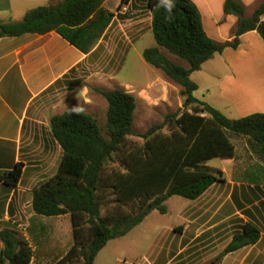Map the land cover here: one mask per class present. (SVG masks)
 <instances>
[{"label": "trees", "instance_id": "1", "mask_svg": "<svg viewBox=\"0 0 264 264\" xmlns=\"http://www.w3.org/2000/svg\"><path fill=\"white\" fill-rule=\"evenodd\" d=\"M106 1L54 0L28 10L19 21H0V39L57 32L87 54L113 20L114 14L104 7ZM149 4L158 47L145 49L143 58L181 87L183 106L139 135L142 144L128 139L134 135L137 99L120 88L95 89L108 103L106 134L88 112L67 110L53 116L50 130L62 148V158L57 173L32 191L34 216L28 233L37 238L38 249L18 231L5 227L0 230V264H35L37 260L42 264L45 258H52L51 264H94L110 241L128 235L153 211L167 214L166 202L171 197L195 201L224 181L222 171L208 162L235 160L233 138H243L249 152L264 164V113L232 119L197 98L199 86L191 78L217 54L238 49L242 35L257 31L264 41V2L247 18L241 2L226 0L224 13L235 15L238 23L232 40L222 42L208 35L194 0H174L170 15L164 0H149ZM160 47L187 65L174 62ZM80 83L77 80L74 85ZM111 163L123 168L111 167ZM24 166L20 162L13 169H0V183L17 188ZM260 172L264 178V166L258 167ZM249 188L254 194L253 199L246 198L253 206L246 211L249 220L216 261L262 239L259 215L264 211V189L259 185ZM61 218L70 229L71 245L66 251L54 244L59 226L36 224L40 219L55 223Z\"/></svg>", "mask_w": 264, "mask_h": 264}, {"label": "rangeland", "instance_id": "2", "mask_svg": "<svg viewBox=\"0 0 264 264\" xmlns=\"http://www.w3.org/2000/svg\"><path fill=\"white\" fill-rule=\"evenodd\" d=\"M113 1L111 0V4ZM45 4H47L46 1L37 0L31 6L38 7ZM148 10L151 11L150 4ZM147 11L139 14V19H142L139 35L135 31H130L131 42H128L124 29L120 31L123 38L118 35L119 30L115 31L112 38L113 44H110L106 51V60L94 64L95 67L85 77H91L90 83H87L91 101H88L85 111L98 119L104 134H106L108 103L95 89L120 88L136 97L134 135L128 139L138 144L144 142L139 135L153 125L163 122L165 115L177 111L184 103L181 87L143 58L145 49L158 47ZM253 12V7L247 8L246 16L251 17ZM201 14L207 32L210 24L209 17L204 12ZM220 16H222L221 12L216 10L211 17L216 20ZM233 17L237 19L235 15H232L230 23L222 24L225 34L231 33ZM120 20L124 18L121 17ZM126 32L128 33L127 30ZM160 50L174 62L187 65L185 61L172 55L167 49L160 47ZM228 72H231L229 66L222 63L219 57L203 65L200 71L194 72L191 76L199 86L195 96L212 104L228 117L239 119L242 118L240 111L235 109L231 101L224 98L222 94V78ZM224 90L227 92V87H224ZM232 141L237 147L235 160L214 159L208 162L209 166L222 171L224 181L215 184L207 194L195 201L180 196L171 197L166 202L167 214L153 211L128 235L110 241L101 250L94 264H264V211H261V216L257 213L263 230L260 242L216 261L218 255L231 242L234 234L249 220L246 211L253 209V206L247 202L246 198H254L253 190L249 186L259 185L264 189V178L261 172L258 174V181L253 180L258 167L263 168L258 165L263 161L249 152L243 138H233ZM61 158L62 152L53 153L48 166L44 169L45 173L41 174L36 186L57 173ZM111 167L123 168L119 163H111ZM248 168L256 172L252 178L246 176L245 171ZM32 191L33 189L23 193L25 203L19 218L5 226L18 231L20 237L29 239L38 249L37 238L31 236L27 228L32 215L30 207ZM254 205L259 204L256 202ZM36 224L59 226L58 242L54 244L63 251L71 245L69 223L64 218L55 223L50 219H40ZM51 260L52 258H45L42 264H51ZM35 264H40L39 260Z\"/></svg>", "mask_w": 264, "mask_h": 264}, {"label": "crops", "instance_id": "3", "mask_svg": "<svg viewBox=\"0 0 264 264\" xmlns=\"http://www.w3.org/2000/svg\"><path fill=\"white\" fill-rule=\"evenodd\" d=\"M35 1L37 0H0V21L21 20L34 7L31 4ZM44 1L48 5L54 0ZM194 1L200 12L209 17L208 35L219 42L232 40L238 18L233 17L231 33L225 34L222 24L232 20V15L224 13L226 0ZM237 1L246 10L249 7L255 10L264 2ZM148 6L149 0H129L126 3L114 0L112 4L111 0H107L104 7L114 14L113 20L87 54L57 32L0 39V169L10 170L17 163L25 164L24 174L17 188L0 183V230L10 221L19 218L25 203L23 193L36 187L53 153L62 152L61 146L51 134L52 117L67 110L85 111L88 101H91L87 85L91 77H85L95 67L94 64L106 60V51L113 44L115 31L119 30L118 35L123 38L120 31L124 29L128 42H131L130 31L139 35L142 22L139 14L147 11ZM216 10L221 12V19L219 17L214 20L211 17ZM147 12L152 26V11ZM121 17L124 20L121 21ZM240 40L238 49L228 48L205 64L219 57L222 63L229 66L231 72L222 78V94L244 117L257 112L264 113V41L257 31L242 35ZM77 80H81V83L75 86L74 82ZM224 87H227V92ZM258 165L264 166L263 162ZM249 169L245 173L252 178L256 172ZM253 179H258V172ZM33 216L32 212L30 218Z\"/></svg>", "mask_w": 264, "mask_h": 264}, {"label": "clouds", "instance_id": "4", "mask_svg": "<svg viewBox=\"0 0 264 264\" xmlns=\"http://www.w3.org/2000/svg\"><path fill=\"white\" fill-rule=\"evenodd\" d=\"M165 2V6L167 8V11L169 13V15L172 12V9L174 8L175 4H174V0H164Z\"/></svg>", "mask_w": 264, "mask_h": 264}]
</instances>
